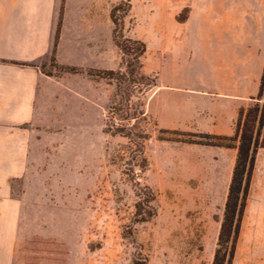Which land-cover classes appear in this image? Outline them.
Segmentation results:
<instances>
[{
  "label": "rangeland",
  "instance_id": "rangeland-1",
  "mask_svg": "<svg viewBox=\"0 0 264 264\" xmlns=\"http://www.w3.org/2000/svg\"><path fill=\"white\" fill-rule=\"evenodd\" d=\"M106 1L116 7L119 39L143 41L147 50L139 60L130 55L108 77L118 96L108 112L107 135L86 159L55 166L38 183L15 185L23 215L13 264H213L233 157L209 149L215 146L207 143L220 141L194 130L160 129L146 111L158 70L194 82V0ZM137 61L147 63L150 76ZM41 66L58 72L52 56ZM257 103L262 108L264 101L255 98L250 106ZM114 111L122 121L115 128ZM258 154L262 163L264 152ZM260 175L254 178L253 171L236 250L225 264H264ZM145 185L156 194L157 214L137 222Z\"/></svg>",
  "mask_w": 264,
  "mask_h": 264
},
{
  "label": "crops",
  "instance_id": "crops-1",
  "mask_svg": "<svg viewBox=\"0 0 264 264\" xmlns=\"http://www.w3.org/2000/svg\"><path fill=\"white\" fill-rule=\"evenodd\" d=\"M115 28L106 0H0V264L14 263L21 227L15 185L80 163L107 135L118 87L90 72L122 69ZM193 46L194 82L158 70L146 111L160 129L233 136L264 72V0H194ZM54 49L58 64L79 71L48 74L41 62ZM213 148L234 169L237 149ZM258 171L264 178L256 158L254 178Z\"/></svg>",
  "mask_w": 264,
  "mask_h": 264
},
{
  "label": "trees",
  "instance_id": "trees-1",
  "mask_svg": "<svg viewBox=\"0 0 264 264\" xmlns=\"http://www.w3.org/2000/svg\"><path fill=\"white\" fill-rule=\"evenodd\" d=\"M115 9L116 7L112 10V18L115 25H117L119 24V22L114 14ZM59 29L60 26L58 28V34ZM58 34L56 36V41L58 39ZM114 35L118 42V45L125 53L124 61H127L126 58H128L130 55H134L133 58L139 60L140 57L145 54L147 47L143 41L119 39V36L117 35V27L115 28ZM52 64L58 69V72L79 71V69L77 68L62 66L58 64L55 58V49L52 54ZM137 64L140 68L143 66L142 61H137ZM114 72L115 71H95L90 72V74L92 76L108 78ZM47 73L52 74V72ZM131 74L133 75L134 72H131ZM257 98L263 99L264 101V72L261 78L260 89ZM260 106V103H257L253 106L242 108L240 110L236 133L233 136L199 133L201 137L220 141L207 143V145L237 149L236 162L233 169L231 185L228 193L222 225L220 228L213 264H225L227 256H229V262L231 263L236 250L243 212L247 204V198L251 185L252 174L255 168L257 154L259 149L264 147V103L262 108ZM258 116L259 121L258 127L256 129ZM233 141L237 143H231ZM144 193L146 194L145 202L138 201L136 203L137 211L135 213V218L137 222H147L157 214V198L153 188L149 185H145ZM144 205L147 209L146 212L143 211ZM229 262L228 264H230ZM141 264H146V261Z\"/></svg>",
  "mask_w": 264,
  "mask_h": 264
},
{
  "label": "built area",
  "instance_id": "built-area-1",
  "mask_svg": "<svg viewBox=\"0 0 264 264\" xmlns=\"http://www.w3.org/2000/svg\"><path fill=\"white\" fill-rule=\"evenodd\" d=\"M122 121L120 119L117 118V111L113 112V121L111 124V127L115 128V127H119L121 126Z\"/></svg>",
  "mask_w": 264,
  "mask_h": 264
}]
</instances>
